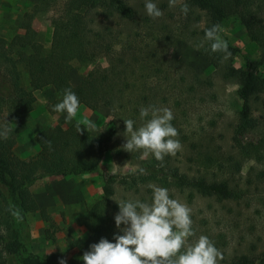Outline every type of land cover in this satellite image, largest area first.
Listing matches in <instances>:
<instances>
[{
    "label": "trees",
    "instance_id": "trees-1",
    "mask_svg": "<svg viewBox=\"0 0 264 264\" xmlns=\"http://www.w3.org/2000/svg\"><path fill=\"white\" fill-rule=\"evenodd\" d=\"M62 1L60 14L53 17L52 44L46 49L38 41V32L31 23L37 15L45 14ZM102 4L111 6V9L115 8L121 17L137 21V9H133L123 0H43L41 6L34 5L35 12H26V18L22 23L24 33L16 34L12 40L0 36V64L13 84L9 95H0V117L4 111L11 117L32 112L37 107L35 91L46 87H53L57 93L55 100L48 105L51 113H59L53 111V106L63 99L65 89H71L79 98V105L91 98L110 108L114 115L108 127L97 135H88L85 129L79 132L78 122L68 127L60 124L45 127L35 136L41 154L33 161L23 160L14 155L15 139L11 137L0 139V264H15V259L18 264H60L61 259L44 260L33 253L24 254L23 226L28 212L39 209L30 188L37 180L48 176L101 173V160L106 151L123 153L124 150H120L112 141L117 133L124 132V119L139 117L142 106L138 108V105L132 103L136 101L138 104L140 96L137 89L142 88L141 79L146 83L148 79H153V76L160 80L163 78L168 88L174 91L172 96L176 99L177 106L181 104L175 94L177 90L189 87L194 93L202 87L213 85L212 78L203 77L179 59L166 58L161 45L168 44V37L159 38L152 31V27L149 28L150 26L147 27L146 34L150 37L151 43L148 44V48H144L145 59L142 60L134 48L132 54H127L124 47L116 57H113V66L95 67L89 70L77 85L71 84L67 73L73 68L72 60L77 58L80 61L94 60V56L88 55L84 48L89 24L87 17L89 10ZM186 4L190 15L197 11H205L207 22L201 28L186 30L189 36H184V40L197 48L221 79L227 80L237 72L243 78V84L238 91L242 107L235 133L237 135L247 132L258 133L260 137L256 142L248 140L244 143L235 136L240 152L236 156H224L222 160L216 146L212 147L210 143L205 145L202 139L192 142L197 134H185L183 128L181 129L183 123L174 118L171 123L178 133L183 135L185 142L195 150V154L188 157L190 162L185 163H191L193 160L192 163H195L198 169H203L200 176L181 172L170 156H166L164 161L160 162L152 155H149V160L141 158L142 150L126 155L129 161L136 163L140 168L119 180L112 175L105 177L104 196L91 204L84 215L77 218L78 223L87 229L89 235L87 238H71V246L79 250L75 259L67 261V264H84L81 257L92 243L99 242L102 237L114 242V235L120 234L114 220L115 214L119 211L118 204L113 200L117 193L116 184H121L122 189L135 194L140 193L145 187L151 197L153 190L150 185H155L168 190L176 188L179 192L186 191L189 201L194 196L239 201L252 195L250 184L254 181L253 174L259 180L264 177L262 176L264 170L256 169L257 164L264 163V127L252 116L251 105L254 96H261L264 93V75L260 73V68L264 66V0H187ZM230 17L240 19L246 27L248 36L257 42L261 49L259 57H247L244 68H237L233 64L232 56L240 51L238 47L228 44L231 55L224 59V53L211 52L210 41L205 39L207 29L213 25L221 26ZM149 50L152 51V56H149ZM22 69L28 73V85L22 81ZM171 69L177 73L175 78L170 72ZM127 77L134 79L130 82ZM153 101L151 107L166 105L172 100L165 94L161 98H153ZM79 125L84 126L81 123ZM3 130L4 126L0 122V131ZM248 159L255 160V164L244 177L241 168ZM141 168L146 170L144 174L140 173ZM212 170L215 171L211 174ZM238 174L241 176L237 177ZM244 178L247 188L242 186ZM256 190H259L258 185ZM40 211L46 220L50 219L45 209L42 208ZM191 219L195 236L189 239L195 241L200 231L212 241V228L202 226L199 229L201 222L203 225L207 220L195 222L193 214ZM217 244L214 243L219 249ZM221 253L223 259L219 260L218 264H264V256L259 258L241 253L227 258L225 252ZM258 258L260 261H257Z\"/></svg>",
    "mask_w": 264,
    "mask_h": 264
},
{
    "label": "rangeland",
    "instance_id": "rangeland-1",
    "mask_svg": "<svg viewBox=\"0 0 264 264\" xmlns=\"http://www.w3.org/2000/svg\"><path fill=\"white\" fill-rule=\"evenodd\" d=\"M42 1L0 0V36L12 40L16 34L24 33L25 29L22 27V23L26 18V12H35L34 5L41 6ZM123 1L133 9H137V21L121 17L119 11L115 8L111 9V6L105 4L89 10L87 17L89 24L84 48L88 55L94 56V60L80 61L79 58L72 60L73 68L67 73L71 84L77 85L83 76L95 67L113 66V57H116V54L124 47L127 54H132L134 48L136 53H139L138 56L142 60L145 59L144 48H148V44L151 43L150 37L146 34L147 27L150 26L149 28L152 27V31L159 38L168 37V44L164 46L162 41L161 45L166 58L179 59L203 77L212 78L213 85L202 87L201 90L194 93L189 87L177 90L175 94L181 101V104L177 106L176 99L172 96L174 91L170 90V87L168 88V84L163 78L160 80L153 76V79H148L147 84L141 79L140 85L143 89H137L140 96L138 104L134 101L132 105H138V108L141 106L142 108L151 107L154 102L153 98H161L168 94L172 100L171 103L155 106V108L171 109L174 118L183 123L181 129L183 128L185 134H197V137L191 141L202 139L205 145L210 143L212 147L216 146L222 160H224V156H236L240 152L235 136L244 143L248 140L256 142L260 137L258 133L247 132L238 135L235 133V126L239 122V111L242 107V99L238 94L239 88L243 84L240 73L237 72L227 80L221 79L215 74L214 67L207 62L197 48L184 40V36H189V32L186 30L201 28L206 24L207 14L205 11H197L193 15L187 12L185 15L181 11V7L187 0H176L173 7H169V0H152L163 12L161 17L153 19L146 13V0ZM62 5L63 1L32 20L31 25L38 32L37 39L46 49L51 47L53 40V17L60 14ZM38 10L40 9L38 8ZM220 29L222 30L220 35L227 41V44H232L240 49L232 56L235 67L244 68L247 57L257 58L261 55L258 43L248 36L246 27L240 19L230 17L223 22ZM151 52L149 50V56H152ZM170 72L173 78L177 76V73L172 69ZM260 73L264 75V66L260 68ZM127 79L131 82L134 77H127ZM22 81L27 85L29 83L28 73L23 69ZM12 89V81L0 64V95H9ZM35 95L37 96V107L32 112L11 117L7 111H4L0 117L4 129L5 127L11 129L8 132V137L15 139L14 155L23 160L33 161L41 154V148L36 142L35 136L47 126L60 124L68 127L72 123L83 124L87 120L94 122L96 129L89 131L85 129V132L88 135H97L108 127L114 117L110 108L89 98L79 105L74 119L66 120V114L51 113L48 110V105L57 97L53 87L36 90ZM251 102L252 116L259 120L264 127V93L261 96H254ZM149 118L151 117L145 119ZM132 120L137 122L134 128H138L145 122L140 119V114L138 118ZM175 125L177 126L176 122ZM123 133H117L112 141L120 150H124L122 147L126 143ZM182 136L180 133L176 137L182 145L181 150L175 156L170 157L176 162L181 172L191 176H200L203 169H198L195 163H192L193 160L191 163H185L190 162L188 157L195 154V150L185 142ZM132 153L125 150L119 154L113 153L112 150L106 151L101 160V173L48 176L33 183L30 189L37 200L39 209L27 214V220L22 230V239L25 243L24 254L33 253L44 260L63 258L70 261L75 259L79 249L71 246V238H87L89 235L87 229L78 223L77 218L84 215L91 204L104 196L105 177L112 175L119 180L140 168L136 163H132L126 158V155H132ZM141 158L149 160V156L145 158L143 154ZM254 164L255 160L253 159L245 161L241 168L242 176L245 177ZM257 168L264 170V163L257 164ZM213 171L215 170H212L211 174ZM241 174H238L237 177ZM252 180H254L250 184L252 195L239 201L198 196H194L189 201L186 191L179 192L175 188L168 192L171 198L177 199L191 209L195 222L207 220L203 225L202 222L201 226L198 225L199 229L202 226L212 228V242L218 243V250L225 252V257L248 253L262 258L264 256V177L259 180L253 174ZM257 185L259 190H256ZM242 186L247 188L245 178ZM144 188L140 193L135 194L122 189L121 184H116L117 193L113 200L150 201L152 197ZM42 208L49 215V220L42 216L40 211ZM198 234L195 239L202 235V232L199 231ZM192 242L195 241L189 239V243ZM259 258L257 261H260ZM81 261L83 262V260ZM14 263L18 264L17 259L14 260Z\"/></svg>",
    "mask_w": 264,
    "mask_h": 264
},
{
    "label": "clouds",
    "instance_id": "clouds-1",
    "mask_svg": "<svg viewBox=\"0 0 264 264\" xmlns=\"http://www.w3.org/2000/svg\"><path fill=\"white\" fill-rule=\"evenodd\" d=\"M175 4L176 0H169V7ZM145 10L153 19L163 15L152 0H146ZM181 11L185 15L189 11L186 3ZM221 31L219 25H213L206 30L205 39L210 41L211 52H222L227 59L231 53ZM78 107L79 98L71 89H65L63 99L53 106V111L66 113V120H72ZM149 116L151 118L145 119ZM140 119L145 122L138 128H134V120L124 119L126 143L122 148L125 151L142 150L143 157L152 155L163 162L166 156H175L181 150L182 145L176 139L178 130L171 123L174 119L171 109L144 107L140 109ZM83 124L80 127L78 123L79 132L96 129L92 121L86 120ZM10 131L5 127L0 131V139H7ZM139 171L144 174L146 170ZM150 187L153 190L150 203L139 199L115 200L119 211L114 220L120 234L114 235V242L102 237L99 242L92 243L81 257L84 264H218L223 255L209 237L200 235L195 242L189 243V238L195 236L191 209L171 198L167 188ZM60 264H67V261L62 258Z\"/></svg>",
    "mask_w": 264,
    "mask_h": 264
}]
</instances>
